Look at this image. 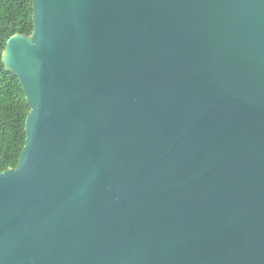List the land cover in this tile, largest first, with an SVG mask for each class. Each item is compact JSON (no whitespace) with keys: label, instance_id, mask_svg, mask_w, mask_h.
Here are the masks:
<instances>
[{"label":"water","instance_id":"95a60500","mask_svg":"<svg viewBox=\"0 0 264 264\" xmlns=\"http://www.w3.org/2000/svg\"><path fill=\"white\" fill-rule=\"evenodd\" d=\"M32 8L0 264H264V0Z\"/></svg>","mask_w":264,"mask_h":264},{"label":"trees","instance_id":"16d2710c","mask_svg":"<svg viewBox=\"0 0 264 264\" xmlns=\"http://www.w3.org/2000/svg\"><path fill=\"white\" fill-rule=\"evenodd\" d=\"M34 30L32 0H0V171L15 168L25 143L29 106L19 78L2 61L6 41Z\"/></svg>","mask_w":264,"mask_h":264}]
</instances>
